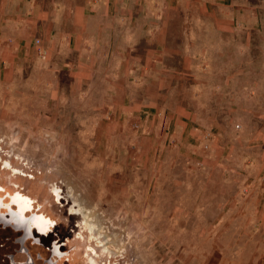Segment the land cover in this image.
<instances>
[{
  "label": "rangeland",
  "instance_id": "1",
  "mask_svg": "<svg viewBox=\"0 0 264 264\" xmlns=\"http://www.w3.org/2000/svg\"><path fill=\"white\" fill-rule=\"evenodd\" d=\"M258 36L252 51L264 44ZM201 44L189 41L190 51ZM259 64L255 58L251 77L257 83ZM186 84L175 75L165 95L155 92L158 101L149 111L137 104L147 89L126 80L114 112L103 109L106 89L98 87L85 96L82 89L57 97L31 89L6 97L0 156L15 166L24 162L35 179L11 176L5 168L0 177L20 178L32 191L37 185L48 212L43 201H55L57 220L58 208L68 213L69 205L77 207L109 250L106 256L94 246L97 264H264V139L252 128L239 132L242 104H227L225 97L213 128L200 133L201 119L180 127L179 96L192 93ZM252 90L251 107L257 108L259 88ZM188 105L199 112L204 106ZM52 184L59 198L51 199Z\"/></svg>",
  "mask_w": 264,
  "mask_h": 264
},
{
  "label": "crops",
  "instance_id": "2",
  "mask_svg": "<svg viewBox=\"0 0 264 264\" xmlns=\"http://www.w3.org/2000/svg\"><path fill=\"white\" fill-rule=\"evenodd\" d=\"M257 34L264 40V0H0V104L31 89L57 97L98 87L106 89L103 109L114 112L126 80L147 89L137 104L149 111L155 92L165 95L177 75L192 89L177 102L180 127L201 119L200 133L213 128L225 97L251 114L236 116L239 132L252 128L264 139V44L252 51ZM189 41L202 44L190 51ZM256 87L259 105L252 108ZM190 102L204 106L194 111Z\"/></svg>",
  "mask_w": 264,
  "mask_h": 264
},
{
  "label": "flooded vegetation",
  "instance_id": "3",
  "mask_svg": "<svg viewBox=\"0 0 264 264\" xmlns=\"http://www.w3.org/2000/svg\"><path fill=\"white\" fill-rule=\"evenodd\" d=\"M0 152L5 151L0 148ZM22 164L12 165L0 156V168L7 169L11 176L35 179L32 173L23 170ZM22 181L0 177V264H10L9 256L15 258V264H97L94 246L100 253L109 254L92 231V223L80 217L77 207L69 205L68 213L65 207L58 208L57 220L53 211L55 201H43L51 206L53 213L48 212L40 203L42 197L35 193L37 185L32 191ZM49 191L51 199L52 195L59 198L58 186L52 184ZM82 229L88 233H82ZM82 235L93 245L81 242Z\"/></svg>",
  "mask_w": 264,
  "mask_h": 264
},
{
  "label": "clouds",
  "instance_id": "4",
  "mask_svg": "<svg viewBox=\"0 0 264 264\" xmlns=\"http://www.w3.org/2000/svg\"><path fill=\"white\" fill-rule=\"evenodd\" d=\"M25 249L23 248V246L21 247V251H24ZM10 264H15V258L13 256H9L8 257Z\"/></svg>",
  "mask_w": 264,
  "mask_h": 264
},
{
  "label": "built area",
  "instance_id": "5",
  "mask_svg": "<svg viewBox=\"0 0 264 264\" xmlns=\"http://www.w3.org/2000/svg\"><path fill=\"white\" fill-rule=\"evenodd\" d=\"M35 41H36V39H35ZM35 52H36V54L39 55L41 53V50H39V49L36 48Z\"/></svg>",
  "mask_w": 264,
  "mask_h": 264
},
{
  "label": "bare ground",
  "instance_id": "6",
  "mask_svg": "<svg viewBox=\"0 0 264 264\" xmlns=\"http://www.w3.org/2000/svg\"><path fill=\"white\" fill-rule=\"evenodd\" d=\"M54 187V186H53ZM79 207V206H78ZM76 210H78V209H76ZM93 225V224H92Z\"/></svg>",
  "mask_w": 264,
  "mask_h": 264
}]
</instances>
